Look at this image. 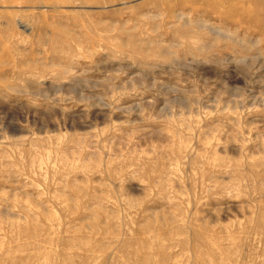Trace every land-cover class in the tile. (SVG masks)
Returning <instances> with one entry per match:
<instances>
[{
  "label": "rangeland",
  "instance_id": "rangeland-1",
  "mask_svg": "<svg viewBox=\"0 0 264 264\" xmlns=\"http://www.w3.org/2000/svg\"><path fill=\"white\" fill-rule=\"evenodd\" d=\"M0 264H264V0H0Z\"/></svg>",
  "mask_w": 264,
  "mask_h": 264
}]
</instances>
